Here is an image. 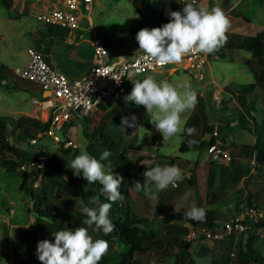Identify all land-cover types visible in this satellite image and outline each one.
<instances>
[{
  "label": "rangeland",
  "instance_id": "1",
  "mask_svg": "<svg viewBox=\"0 0 264 264\" xmlns=\"http://www.w3.org/2000/svg\"><path fill=\"white\" fill-rule=\"evenodd\" d=\"M131 1L91 2L89 14L97 34L112 47L126 49L129 47L135 50L138 44L130 36L129 28L143 14H153L157 10L155 5L149 4L146 7L141 4L140 11H136ZM43 3L44 0H0V63L3 77L1 82L6 81L11 86L6 88L0 85V116L6 118L5 135L15 147L14 151H4V160L0 159V264H17L19 256H23L32 248L37 249L38 242L46 240L45 234L81 227L86 218L81 216L76 218L75 215L76 212L84 214L81 211V200L84 205L97 207L91 204L90 200L78 198L72 191L74 189L95 196L103 187L97 185V182L88 184L82 174L77 177L73 173L71 162L82 152L99 160L103 151H111L112 155L108 161L102 163L107 165L110 161L114 173L129 181V188L123 195V201L135 215L137 212L138 217L144 218L137 226L149 228L155 236L161 238L156 250L150 251L149 255L142 254L139 258L140 264H174L172 253L176 251V247L164 237V234L170 231L184 235L189 229L183 220L162 223L160 215L167 211H188L193 206L209 209L210 222L202 225L212 224L219 227L225 218L242 210L245 200L251 199V194L253 202L264 208V176L255 170L256 124L264 118V56L247 63L253 35L259 30H264V0L195 1V6L209 10L220 7L230 21L231 27L228 32L235 33L240 38L238 48L222 47L209 54L203 66L202 79H198L187 70H177L173 73L168 70L170 74L157 70L139 76L134 75V80L142 81L150 76L158 83L167 81L174 86L188 81L197 92L194 109L182 114V121L185 122L182 125L184 131L168 140L162 138L161 145L157 148L148 147L143 151L133 150L132 147L137 146L142 136L154 125L150 123V117L146 112L141 113V106L125 101L124 97L130 94L128 92L134 86L131 79L125 80L123 93L109 98V103H105V109L95 107L89 114L74 115L60 127L55 128L52 135L40 131L39 137L30 142V138L13 126L14 119L21 115L37 118L41 122H44L46 117V107L38 86L12 73L15 66L25 64L27 46L33 47L51 66H57L54 61L71 64L69 68L58 67L70 75L85 71L93 61V54L84 41L76 38L80 45L69 43L67 32L65 35L56 34L52 26L37 19L35 14ZM188 3L190 2L178 0L169 10L160 11L164 14L179 11L181 5L185 6ZM77 46L81 47L75 49ZM182 64L185 66L187 61ZM243 82H253L252 88L244 86L238 88ZM237 111L243 113L242 126L233 119ZM132 116L136 117V127H125L121 124L122 117L131 120ZM227 118L230 120L225 126L224 120ZM217 124L221 125L222 131L217 132ZM190 127L196 129L193 136L187 135L186 129ZM185 134L194 141L207 140L209 136L216 135L220 146L227 150L228 159L220 156L212 158L205 151L207 145L199 150L179 151L177 147ZM222 134H226L224 141L219 138ZM156 152L176 157L171 158L170 163L180 168L183 179L175 187L163 190L162 198H158L152 186L154 198H149L143 190L137 191L133 187V182L140 181L144 184L140 176L145 163L137 164L139 159L148 160L146 169L167 165L158 160ZM53 153L55 156H51ZM120 153L128 160L121 158ZM39 154L45 156L42 167H27L30 175L24 187L20 189L23 171L19 167L20 164L27 163L26 159H34ZM46 168L56 172L54 178L66 188L52 187ZM130 168L135 171L134 176L130 175L132 174ZM162 200L165 201L164 206L159 208ZM99 201L105 203L101 199ZM60 204L70 210V220L36 217L37 207L45 208ZM113 218L109 216L112 222ZM88 233L93 240H105L102 229L91 230ZM236 235L238 234L233 232L232 236H225L219 241L207 237L194 239L180 256V264H210L211 258H215L219 264H236L237 260L238 264H264L254 263L244 255L237 257L234 254ZM244 238L245 233L242 234L241 243L244 242ZM108 244V252L99 264H124L117 258L114 244L109 242ZM115 244H118L117 241ZM255 247L259 254L264 255V229L257 234Z\"/></svg>",
  "mask_w": 264,
  "mask_h": 264
},
{
  "label": "clouds",
  "instance_id": "2",
  "mask_svg": "<svg viewBox=\"0 0 264 264\" xmlns=\"http://www.w3.org/2000/svg\"><path fill=\"white\" fill-rule=\"evenodd\" d=\"M169 17L168 23L161 27L141 29L136 36L139 50H142L156 65L179 64L191 53L213 54L227 43L226 33L231 25L224 11L218 6L209 10L202 6H195V0H193L192 3L186 4L182 11L170 12ZM134 75L135 73L128 76L134 86L130 94L124 97L125 101L134 102L136 106H143L150 117V123L163 139L168 140L184 131L182 125L185 122L182 121V114L194 109L197 103V92L193 90L192 84L188 81L178 86L167 81L158 83L150 76L139 81L133 79ZM114 79L117 82L120 80ZM135 122V116H132L131 120L128 117L121 118V124L125 127H136ZM186 132L188 136H193L196 129L190 127L186 129ZM195 144L194 140L188 141L189 148ZM111 155L110 150H105L97 160L86 152H82L71 162L73 173L77 177L82 174L88 184L99 182L103 186L102 193L111 202L100 203L99 199L93 196L90 198V203L97 207H89L84 205L82 200L80 201L81 211L87 217L83 223L89 227L95 225V230L102 229L104 234H110L115 230L114 223L109 219L112 203L123 200L119 188L124 178L114 173L110 161L107 165L102 163V161H108ZM143 178L144 184L135 181L133 187L137 191L143 190L149 198H154L152 186L156 192L166 190L170 185L175 187L183 179V173L175 165L155 166L148 168L143 173ZM249 203L259 207L253 200ZM205 217L206 210L195 206L185 213L186 219L197 222H203ZM258 224L261 225V222ZM263 228L264 226L261 230ZM53 236L54 242L48 240L38 242L37 256L41 264H99L109 249L106 240H93L86 227L60 230Z\"/></svg>",
  "mask_w": 264,
  "mask_h": 264
},
{
  "label": "built area",
  "instance_id": "3",
  "mask_svg": "<svg viewBox=\"0 0 264 264\" xmlns=\"http://www.w3.org/2000/svg\"><path fill=\"white\" fill-rule=\"evenodd\" d=\"M188 1L193 0H180ZM196 1V0H195ZM92 0H44L43 5L35 16L43 23L59 26L67 29L70 42L84 41L88 44L93 61L81 74L72 76L62 70L46 63L40 54L31 46L26 47L27 60L23 66H15L12 73L21 79L28 80L38 86L40 92L48 90L49 95L42 100L46 107L48 121L44 134H53L55 128L60 127L65 121L74 115H86L98 106L99 102L109 100L114 95L121 94L125 88V80L130 74H146L161 70V72L173 73L177 70H187L198 79H202L203 66L209 56L203 53H191L183 58L187 64H169L165 66L156 65L151 61L139 47L135 50L119 46L108 47L104 40L97 34L89 14ZM169 73V74H170ZM120 79L117 82L114 78ZM37 133L36 137H39ZM30 138V142H34ZM205 151L212 158L225 157L228 152L220 146L215 139L208 144ZM38 159V160H37ZM45 156L37 155L35 159L20 164V169L27 167H42ZM147 169L144 168L143 173ZM169 187H172L171 185ZM261 222V225L258 223ZM264 226V209L256 207L253 203L245 204L241 211L234 212L225 218L222 224L214 227L202 225L190 226L185 233L186 240L193 241L200 237L221 240L232 232L246 233L249 227L254 233H259ZM58 230L45 234L49 242L54 239L53 234ZM233 254V253H231Z\"/></svg>",
  "mask_w": 264,
  "mask_h": 264
},
{
  "label": "trees",
  "instance_id": "4",
  "mask_svg": "<svg viewBox=\"0 0 264 264\" xmlns=\"http://www.w3.org/2000/svg\"><path fill=\"white\" fill-rule=\"evenodd\" d=\"M178 0H132V6L136 11H140L141 4L144 6H148L151 4V6H156L157 10L153 14H143L141 18L133 22V25L129 28V34L130 36L135 40V42L138 44V41L136 40L137 33L144 28H156L161 27L162 25L169 22L170 17L169 13H162L160 10H169L171 6H174L177 3ZM161 6V7H160ZM184 5H181V8L179 11H182V8ZM172 12V11H171ZM14 16V15H13ZM48 24V23H45ZM49 26H52V30H56V34H66L67 29L61 28L56 25L48 24ZM226 35L228 36L227 43L223 46L224 48H231L239 46V39L238 35L235 33L227 32ZM108 47H112L111 44L105 42ZM139 47V44H138ZM264 56V30L263 31H257L253 35V41L250 47V55L247 59V63L253 61L254 59H259ZM2 68V65L0 64V69ZM140 75V74H139ZM137 75V76H139ZM2 75L0 73V85H3L6 88H9L11 86L8 85V83L1 82ZM131 84V83H130ZM132 86V85H131ZM244 86L246 88H252L253 82H243L238 85V88ZM128 87V86H127ZM133 87V86H132ZM132 90V88H131ZM131 90L128 92L130 93ZM125 91V88H124ZM105 103H109L108 100H104L99 102L98 108L99 109H105ZM141 113H145V109L143 106L140 107ZM247 110V109H245ZM243 113L237 111L235 117L236 123L238 125H244V118ZM231 118V117H230ZM230 118H227L224 120V125L227 126ZM6 124V118L5 116H0V159L4 160V151L10 150L14 151L15 147L10 144L8 138L5 135V125ZM13 126L15 128H18L20 132H22L26 137L28 138H34L36 137L35 134L40 131H45L48 126V121L41 122L37 118H33L30 116H18L13 123ZM257 131H256V137H255V149H256V155H255V170L260 172L264 176V118L260 119L258 123L256 124ZM217 132L222 131L221 125H216ZM226 134L220 135L219 138L224 141ZM215 139H217L216 135H211L207 140H195L196 144L192 147H188V141L190 140L187 135L185 134L182 141L178 145V150H199L203 148L205 145H208L212 143ZM162 142V136L159 132L156 131L155 127H151L148 130V133L146 135H143L140 142L137 146L132 147L133 150L143 151L144 149H147L148 147H159ZM51 156H55V153H53ZM120 157L124 158L125 160H128V158H125L123 154L120 153ZM24 159V156L21 157ZM171 158L176 157H170L166 156L165 154H158V160H161L162 164H169L171 161ZM32 158L26 159L27 161H30ZM35 159V158H34ZM46 174H49L50 176L49 181L52 185V187H63L66 188L61 182L56 180L54 178V175L56 172L49 170L48 168L45 169ZM30 172H28L26 169L22 171L21 175V181L19 183V188L22 189L26 183L27 178L29 177ZM81 181V179H79ZM188 182L190 180L188 179ZM97 185H101L99 182H97ZM260 190L258 187H253ZM253 190V189H252ZM263 190V189H262ZM80 199H86L90 200L91 197L88 194H85L81 191L72 190ZM264 192V190H263ZM254 194V190L252 191ZM251 199H246L245 204H250L249 202L253 199V195H250ZM98 199L103 200L105 203H111L107 200L106 196L102 193V189L97 192L95 195ZM37 207V206H36ZM36 217H46L50 219H62L64 221H68L71 219V212L68 209L67 206L64 205H53L49 207H43V208H36ZM185 211L183 210H176V211H167L160 215V220L164 224H168L172 222L173 220H185L188 225L191 226H199L205 223L210 222V216L211 211L208 209L206 210V217L203 222H197L194 220H188L185 218ZM76 218L77 216H81L83 218H87L86 214H81L76 212L75 213ZM115 218H113V216ZM109 216L113 218V223L115 225V230L110 234H104L103 237L107 242L114 244V250L117 253V258L123 262L124 264H140V257L143 253H147L148 255L151 254L150 251H154L158 248L161 238L158 236H155L153 234V231L149 228H142L140 226H137L138 223L143 221V217L136 216L130 209L129 206L122 200L117 201L115 203H112V207L109 212ZM78 223V222H76ZM260 223V222H259ZM210 226V225H208ZM212 226V224H211ZM81 227L88 228V232L91 230H95V225L89 227L85 224H82ZM264 229V228H263ZM243 233H240L237 235V240L239 239V243L234 244V254L238 257L241 255H244L245 258H249V260H252V262L256 263H263L264 262V255L259 254L256 247H255V241L257 239V234L254 233L253 228L249 227L246 230L244 242L241 243V237ZM167 239L171 240L173 244L176 246V252L172 253L173 259L172 263L174 264H180L181 258L186 251V249L191 245L190 240H186L184 238V235L181 234H174L170 231L165 232L164 234ZM214 240V239H212ZM117 241L118 244H115ZM114 252V251H113ZM167 255V254H164ZM238 261V260H237ZM236 261V264L238 262ZM17 264H41V261H39L37 256V249H30L28 252H26L23 256H19L17 258ZM210 264H219V262L215 258H211Z\"/></svg>",
  "mask_w": 264,
  "mask_h": 264
},
{
  "label": "crops",
  "instance_id": "5",
  "mask_svg": "<svg viewBox=\"0 0 264 264\" xmlns=\"http://www.w3.org/2000/svg\"><path fill=\"white\" fill-rule=\"evenodd\" d=\"M259 31H263V30H259ZM238 39H240L239 38V36H238ZM67 41L69 42V43H74V44H77V45H80V44H78V43H80V42H70L69 41V39L67 38ZM83 43H85L86 44V47H88L89 48V46H88V44L86 43V42H83ZM81 46H77V47H75V49H77V48H80ZM231 48H238V46H236V47H231ZM89 50H90V48H89ZM92 53V52H91ZM249 55H250V51H249V54H248V57H249ZM244 61H246V60H244ZM92 63V62H91ZM90 63V64H91ZM246 63V62H245ZM1 64V63H0ZM54 64L55 65H57V66H54V67H56V68H60V67H64V66H66L67 68H69L68 66H70L71 64H68V65H66V64H63V62H61V61H54ZM58 68V69H59ZM88 68V67H87ZM86 68V69H87ZM1 70H2V68L0 69V73H1ZM75 71V70H74ZM64 72V71H63ZM77 72V71H76ZM79 72V71H78ZM84 71H82V72H79L78 74H81V73H83ZM203 72H204V68H203ZM66 73V72H65ZM77 73L76 74H74V75H72V76H75V75H78ZM2 75V74H1ZM68 75H70V74H68ZM3 79V78H2ZM39 90V89H38ZM40 94H41V92H40ZM42 97V96H41ZM43 98V97H42ZM98 107V106H97ZM96 107V108H97ZM31 117V116H30ZM34 118V117H33ZM16 119V118H15ZM14 119V120H15ZM45 120V119H44ZM13 123H14V121H13ZM157 153V152H156ZM158 154V153H157ZM172 160V159H171ZM147 162H148V160H144L143 158H141V159H139L138 161H137V164H144V168H145V165L147 164ZM171 165H173L172 163H169V164H167V165H165V166H171ZM175 166H177L176 164H175ZM142 167V168H143ZM178 167V166H177ZM130 170H132L131 168H130ZM129 170V171H130ZM134 172L135 171H133L132 170V174H130L131 176H134ZM134 178L135 177H133L132 179H133V181H134ZM140 178H141V176H140ZM142 179V178H141ZM142 181H144L143 179H142ZM128 182L129 181H126V179H124V181H123V183L120 185V188H119V191L121 192V194H122V196L123 195H125V193H127V191H128V186H129V184H128ZM163 191H159V192H157V196H158V198L159 197H161L162 198V196H163ZM168 195L170 196V192H168ZM157 202V201H156ZM164 200H162V201H160V204L158 205V207L160 208V207H163L164 205ZM157 208V207H156ZM184 211V210H183ZM185 212H187V211H185ZM136 213V216H137V212H135ZM183 222L186 224V226H189L187 223H186V221L185 220H183ZM171 223V222H170ZM233 235V233L230 235V236H232ZM237 236V235H236ZM171 241V240H170ZM213 241H216V240H213ZM219 241V240H218ZM237 241V242H236ZM238 241H239V239L237 240H235V243H238ZM172 242V241H171ZM176 247V246H175ZM177 250V249H176ZM176 252V251H175Z\"/></svg>",
  "mask_w": 264,
  "mask_h": 264
},
{
  "label": "water",
  "instance_id": "6",
  "mask_svg": "<svg viewBox=\"0 0 264 264\" xmlns=\"http://www.w3.org/2000/svg\"><path fill=\"white\" fill-rule=\"evenodd\" d=\"M48 95H49V91L48 90H42V92H41V96L42 97H46Z\"/></svg>",
  "mask_w": 264,
  "mask_h": 264
}]
</instances>
